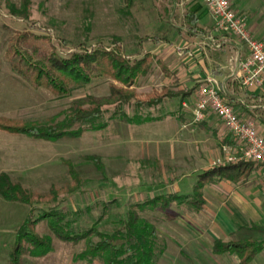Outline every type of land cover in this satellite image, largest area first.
<instances>
[{"label":"rangeland","instance_id":"1","mask_svg":"<svg viewBox=\"0 0 264 264\" xmlns=\"http://www.w3.org/2000/svg\"><path fill=\"white\" fill-rule=\"evenodd\" d=\"M28 1L29 17L20 20L9 14L8 6L20 7L22 0H0V117L42 124L50 118L62 121L72 100L108 93L110 81L102 77L92 78L85 88L63 99H56L47 91L28 84L13 71L18 62L12 49L13 40L22 34L29 35L31 40L23 48L37 59H42L52 49L68 57L84 48L89 52L119 49L124 56H131L130 60L141 59L147 54L154 56L151 73L139 76L135 82L138 95L144 96L164 86L181 88V92L193 86L190 69L196 62L194 54L198 47L185 32L184 9L177 12L173 8L174 0H133L132 3L127 0ZM259 16L264 18V4ZM253 37L264 44V27ZM185 47L186 52L193 55L187 66L177 56L178 50ZM157 60L164 62L176 77L166 78ZM167 103L169 110H174L173 105L177 108L180 100ZM167 106L158 111L146 106L135 108L134 104L120 109L107 107L100 121L105 124L103 130L56 142L34 141L0 132L3 155L0 170L27 192L45 196L53 188L60 192L69 185L68 169H74L81 180L80 190L71 195L59 193L54 202L41 200L34 218L57 208L75 233L96 228L104 234H112L136 206L155 200L158 194L169 190L173 193V188L160 187L163 179L171 175L176 177L183 194L185 191L192 193L198 181V174L194 173L198 167L173 170V165L168 166L167 157L162 156L171 147L176 156V143L180 141L172 120H166ZM199 137L204 134L199 133ZM175 162L170 161L171 164ZM1 204L11 207V222L15 227L27 219L29 207L0 199ZM186 208L184 201L182 204L173 202L166 210H162L160 203L136 210L156 228L157 242L164 248L158 264H211L212 261L228 264L229 257L212 255L207 237H203L205 243L200 245L203 255H192L198 253L199 248L194 231L200 233V230L193 225L188 228L186 224L188 220L200 219ZM15 227L5 229L0 237V244L5 245H0V256L3 253L4 258L11 249ZM36 232L51 239L53 250L44 258H27L25 264H87L74 261L84 250V243L72 247L57 241L44 222L37 225ZM92 240L96 242L97 238L93 236Z\"/></svg>","mask_w":264,"mask_h":264},{"label":"trees","instance_id":"2","mask_svg":"<svg viewBox=\"0 0 264 264\" xmlns=\"http://www.w3.org/2000/svg\"><path fill=\"white\" fill-rule=\"evenodd\" d=\"M132 3L133 0H127ZM29 1L22 0L20 7L8 6L9 14L20 20L29 17ZM186 34L196 36L199 33L197 21L192 15L186 17ZM30 36L22 34L13 40V51L18 62L13 71L28 84L43 89L56 99L68 98L75 90L83 89L90 84L92 78H106L110 81L108 93L105 96H84L74 99L68 104L64 120L57 121L50 118L45 123L25 122L22 120L0 117V132L11 136H24L34 141L56 142L63 138H78L85 132L103 130L105 124H100L107 107L153 108L164 99L179 96L168 87L160 91L153 90L142 96L135 90V82L139 76L151 73V64L154 56L149 54L141 59L130 60L131 56H124L119 49L104 51L102 49H83L74 51L68 57L61 56L55 49L42 59L34 58L27 49ZM36 52V48L32 49ZM165 77L171 74L164 62L157 60ZM23 64V65H22ZM257 164L254 162H235L227 165L215 166L201 174L194 193L189 197L165 195L148 203L136 206L126 215L112 234H104L96 228L82 233L72 231L66 216L51 208L38 218L34 213L41 200H57L59 193L73 194L80 190L81 180L78 173L69 167L70 183L60 192L53 188L45 196L31 194L24 190L19 183L13 182L10 177L0 174V197L7 202L19 203L29 207L27 219L15 230L14 240L8 254V264H25L27 258H44L52 252V243L49 237H42L36 232V227L44 222L57 241L75 247L84 243V250L74 257L75 262L87 264H158L164 255V248L157 242L156 228L138 213L143 206L155 207L161 204L162 210L173 202L179 204L184 201L192 206L201 208L203 205L201 188L206 184L229 180L233 183L244 181ZM96 237L94 242L92 237ZM262 244L248 240L245 242L215 241L212 253L215 255H235L238 264H249L261 250Z\"/></svg>","mask_w":264,"mask_h":264},{"label":"crops","instance_id":"3","mask_svg":"<svg viewBox=\"0 0 264 264\" xmlns=\"http://www.w3.org/2000/svg\"><path fill=\"white\" fill-rule=\"evenodd\" d=\"M227 1L236 14L246 19L247 27L252 36L254 33L259 32V30L262 31L264 18L263 16H259V12L262 10L264 0ZM173 8L177 9V12L180 8L184 9L185 20L187 15H192L196 19L197 27L199 28V33L196 36L188 35L196 41V46L198 47L194 54L196 62L190 69L194 84L188 90H185V88L184 92H181V88H170L174 92H179V96L164 99L161 104L153 107L151 111H158L167 105L169 106L170 104L167 101L171 103L174 99L180 100L177 108L173 105L172 108L174 110H169L167 106L165 112L166 120H172L173 126L176 127L175 132L178 134L180 140L176 143L178 151L175 156L172 151L174 148L171 147V150H168L169 152H165L162 156L167 157L165 159L168 160V166L173 165V168L171 167L173 170H183L185 166L198 167L194 171L195 174H198L196 176L198 181L193 187L192 193L185 191L183 194V189L177 186L178 179L172 175L168 176L160 182V187L165 186L168 190L173 188V193L169 190L165 194L158 195L189 197L194 193L195 188L201 180V174L218 165L239 162L237 161V146L221 122L212 113H207L204 121L200 124L195 125L192 123V110L196 100V87L198 83L206 78H214L223 85L225 100L242 119H252L255 121L258 133L263 139L264 90L245 89L239 85L236 75L237 65L247 57V53L234 37L214 31L212 19L203 0H174ZM180 59L183 60V64L186 66L191 62V59L188 57ZM167 70L171 75L176 77L175 72H171L168 68ZM176 80L182 85L179 78ZM199 133L204 134V137L200 138ZM224 146L228 148L227 152L222 151ZM2 159L3 155L0 152V162ZM229 159H232V161L228 162ZM172 160L176 162L171 164L170 161ZM2 173L3 171L0 170V174ZM200 191L203 201L202 207L199 209L187 204L188 208H186L191 209L195 217L200 219L194 221L188 220L187 224L185 223L188 228H191V225H193L198 231L200 230V233L194 231L196 235L195 241L198 242L199 248L198 253L192 255H203V251L201 252L200 250V245L203 242L205 243L203 237H207L209 240L208 245L211 253L212 245L215 241L229 243L251 240L262 244V248L249 264H264V171L262 167L256 165L244 181L233 183L229 180H222L206 184ZM0 199L2 198L0 197ZM0 206L1 237L5 229H8L10 226L15 227L16 225H13L11 222L13 217L10 215L12 212L11 207H2V204ZM199 223H203V225ZM15 228L17 229L18 227ZM12 239L14 240V235ZM205 252L207 253L208 251ZM212 255L229 257L230 262L228 264L239 263V259L235 255H215L213 253ZM7 258L8 256L4 258V254L2 253L0 256L1 264H8ZM211 264L221 263L212 261Z\"/></svg>","mask_w":264,"mask_h":264},{"label":"built area","instance_id":"4","mask_svg":"<svg viewBox=\"0 0 264 264\" xmlns=\"http://www.w3.org/2000/svg\"><path fill=\"white\" fill-rule=\"evenodd\" d=\"M219 34L234 37L244 47L247 57L239 62L236 75L239 85L245 89L264 90V44L256 40L247 27L246 19L236 14L227 0H203ZM180 48L179 58L192 57V53ZM233 61V60H232ZM225 89L214 78H206L196 87V100L192 110V123L204 121L212 113L237 145L239 162H254L264 171V139L259 135L255 121L244 120L224 98ZM227 152L228 148L223 147ZM229 159L228 162H231Z\"/></svg>","mask_w":264,"mask_h":264}]
</instances>
